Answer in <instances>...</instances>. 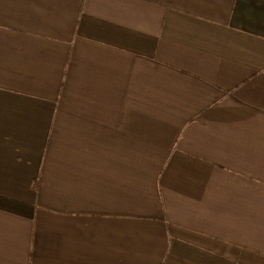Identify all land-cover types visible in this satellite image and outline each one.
<instances>
[{
  "label": "crops",
  "instance_id": "obj_1",
  "mask_svg": "<svg viewBox=\"0 0 264 264\" xmlns=\"http://www.w3.org/2000/svg\"><path fill=\"white\" fill-rule=\"evenodd\" d=\"M0 264H264V0H0Z\"/></svg>",
  "mask_w": 264,
  "mask_h": 264
}]
</instances>
